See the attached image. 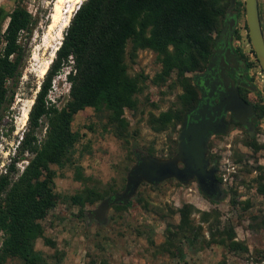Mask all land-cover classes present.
Masks as SVG:
<instances>
[{
  "label": "rangeland",
  "instance_id": "rangeland-1",
  "mask_svg": "<svg viewBox=\"0 0 264 264\" xmlns=\"http://www.w3.org/2000/svg\"><path fill=\"white\" fill-rule=\"evenodd\" d=\"M225 1L224 15L232 19L234 13L228 7V0ZM237 1L242 5L224 37L243 59L242 72L247 86L240 89L245 99L250 104L264 106V79L258 73L247 37L243 0ZM56 2L20 0L32 16V25L30 32L19 34L23 49L21 72L0 113V173L9 163L17 140L26 128V122L21 125V120L43 78L40 71L52 59L61 40L59 24L50 28ZM1 4L6 9L13 7L12 0H0ZM76 6V0H63L61 23L66 15H72ZM257 7L264 36V0H257ZM217 37L213 33L214 43ZM123 60L127 73L135 76L140 86L135 94L136 107L123 110L127 122L124 138L114 136L105 110L85 107L73 115L70 127L77 132L78 140L73 147L72 163L50 165L54 170L53 192L57 199L40 223L43 234L54 242V247L44 245L40 238L35 240L34 249L43 256L40 264H264V226L261 225L264 193L258 190V186L264 185V114L258 115L255 110L251 136L227 117L226 132L212 134L207 140L206 156L209 162L214 160L215 177L220 178L217 180L223 190L218 200L202 195L194 179L181 183L166 178L157 184L140 182L125 203L111 204L101 220L90 216L103 198L124 188L126 173L136 156L166 158L176 151L177 132L171 133L169 127L154 131L148 124L149 114L157 115L178 106L177 95L182 90L174 73L160 85L153 83L160 67L156 54L149 49L133 51L129 41ZM67 70L69 67L64 66L52 77L47 92V98L58 106L67 99ZM196 72L185 74L192 85L191 76ZM43 132L41 127L39 136ZM247 138L259 144L256 151L245 144ZM27 158L28 155L23 154L16 159L17 172ZM85 189L100 193L101 198L82 205L72 203L69 197ZM183 204L192 206L191 216L201 225L205 239L210 238V225L214 230L213 238L220 233L225 235L224 231L230 229L234 232L233 240L241 248L230 250L227 244L210 242L202 248H197V244L194 248L183 245V258L157 252L154 246L163 242L166 226L178 222L177 209ZM201 212L207 214V221H199ZM4 264L22 263L19 258L12 257Z\"/></svg>",
  "mask_w": 264,
  "mask_h": 264
},
{
  "label": "trees",
  "instance_id": "trees-1",
  "mask_svg": "<svg viewBox=\"0 0 264 264\" xmlns=\"http://www.w3.org/2000/svg\"><path fill=\"white\" fill-rule=\"evenodd\" d=\"M12 1L10 9L0 5V113L21 72L23 49L19 34L30 32L32 25L26 7L20 0ZM241 5L236 0L229 7L234 13L232 19ZM225 7L223 0H82L79 3L33 95L26 128L0 173V264L12 257L19 258L22 264H40L42 253L34 249L37 238L44 245L54 247V242L43 234L40 220L57 199L53 192L54 170L50 165L72 163L73 147L78 140L77 132L70 127L73 115L85 107L105 110L114 136L124 138L127 122L123 110L136 107L135 94L140 90L138 79L127 73L124 64L127 42L133 51L149 49L156 54L160 67L153 83L160 85L174 73L182 90L177 95L178 106L157 115L149 114L148 124L154 131L169 127L176 134L184 113L198 98L196 87L185 74L205 67L214 44L213 33L219 32ZM64 66L69 67L65 75L68 93L65 102L58 106L47 98V92L52 77ZM239 94L245 99L241 89ZM252 106L258 115L264 114V106L255 103ZM41 127L44 132L39 136ZM245 144L254 151L259 148L253 138H247ZM23 154L28 158L17 172L14 163ZM258 190L264 193V185L258 186ZM69 198L72 203L82 205L101 198V194L85 189ZM192 211L189 204L177 209L178 222L166 226L163 242L154 246L157 252L183 258V245L194 248L197 244V248H202L210 242L227 244L230 250L241 248L233 240L234 232L230 229L224 231L225 235L220 233L213 238L210 225V238L205 239L201 225L191 216ZM199 221H207V214L201 212ZM261 225L264 226V217ZM149 243L153 245L152 240Z\"/></svg>",
  "mask_w": 264,
  "mask_h": 264
},
{
  "label": "water",
  "instance_id": "water-1",
  "mask_svg": "<svg viewBox=\"0 0 264 264\" xmlns=\"http://www.w3.org/2000/svg\"><path fill=\"white\" fill-rule=\"evenodd\" d=\"M233 1L228 0V7ZM243 11L247 37L254 58L264 75V36L257 0H243ZM213 58L211 53L205 70L210 67ZM201 74L196 72L191 77L193 79L194 76ZM194 85H196L195 81ZM194 109L195 107L189 111ZM189 111L184 114L179 124L175 153L166 158L152 155L136 156L126 173L124 188L103 198L90 212V216L94 215L101 220L111 204L125 203L140 182L157 184L166 178H174L181 183L194 179L202 195L210 200H218L221 197L223 190L215 177L214 160L209 162L206 156L207 140L212 134L226 132L228 120L224 118L225 113L229 114L231 122L239 124L251 136L254 130L252 118L255 116L253 106L239 96L237 88L231 81L228 88L219 92L217 102L212 106V112L205 114L203 110H196L193 114H189Z\"/></svg>",
  "mask_w": 264,
  "mask_h": 264
},
{
  "label": "flooded vegetation",
  "instance_id": "flooded-vegetation-1",
  "mask_svg": "<svg viewBox=\"0 0 264 264\" xmlns=\"http://www.w3.org/2000/svg\"><path fill=\"white\" fill-rule=\"evenodd\" d=\"M230 18L231 17H229V23L232 20ZM228 28L226 30V34ZM211 53L214 58L210 67L206 70L204 67L201 71H198L202 74L196 75L193 78V82L195 81L196 83L195 86L198 91V98L195 104L191 107H195V109L189 111L191 109L189 108L186 111H189V114H193L196 110H203L205 114L206 112H212V106L217 102L219 92L224 88H228L231 81L234 87L237 88L238 93L241 86H247L246 77L242 72L243 59L239 54L232 50L229 40L226 39L224 35L222 40L213 46ZM244 100L248 102L247 99ZM227 117H229V114L225 113L224 118Z\"/></svg>",
  "mask_w": 264,
  "mask_h": 264
},
{
  "label": "bare ground",
  "instance_id": "bare-ground-1",
  "mask_svg": "<svg viewBox=\"0 0 264 264\" xmlns=\"http://www.w3.org/2000/svg\"><path fill=\"white\" fill-rule=\"evenodd\" d=\"M82 0H76L77 5L81 2ZM63 2V0H57V2L54 5V13L52 15V23L50 25V28L54 27V26H58L59 24V31L62 32L64 30V28L67 26L69 18L71 17V14L69 13L68 15H66V19L61 23L62 20V10H61V3ZM75 9V8H74ZM65 13H68V11H66ZM59 32V39H61V35ZM60 43V42H59ZM59 45V44H58ZM57 48V47H56ZM55 48V50H56ZM50 61H48L43 68L40 71L41 76H43V74L45 73L47 66H49ZM26 118H27V112H24L23 116H22V120H21V125H24V123L26 122Z\"/></svg>",
  "mask_w": 264,
  "mask_h": 264
},
{
  "label": "crops",
  "instance_id": "crops-1",
  "mask_svg": "<svg viewBox=\"0 0 264 264\" xmlns=\"http://www.w3.org/2000/svg\"><path fill=\"white\" fill-rule=\"evenodd\" d=\"M229 17L227 14L224 15L223 19L221 20V27L219 29V32L216 34V35H219L220 33V36L217 37V39L215 40V43L213 46H215L216 43L220 42L222 40V37L223 35L225 34L227 28L230 26V23L228 22L229 21Z\"/></svg>",
  "mask_w": 264,
  "mask_h": 264
},
{
  "label": "built area",
  "instance_id": "built-area-1",
  "mask_svg": "<svg viewBox=\"0 0 264 264\" xmlns=\"http://www.w3.org/2000/svg\"><path fill=\"white\" fill-rule=\"evenodd\" d=\"M79 5V4H78ZM77 5V6H78ZM77 6H76V8H77ZM75 8V9H76ZM75 9L72 11V13L75 11ZM257 68H258V73H259V75H260V77L262 78V79H264V75H263V73H262V71L260 70V68H259V66L257 65ZM22 168V167H21Z\"/></svg>",
  "mask_w": 264,
  "mask_h": 264
}]
</instances>
